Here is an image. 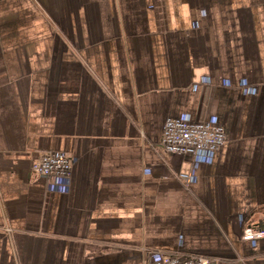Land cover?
I'll return each mask as SVG.
<instances>
[{
  "label": "crops",
  "instance_id": "1",
  "mask_svg": "<svg viewBox=\"0 0 264 264\" xmlns=\"http://www.w3.org/2000/svg\"><path fill=\"white\" fill-rule=\"evenodd\" d=\"M168 118L225 143L165 153ZM49 152L67 180L30 169ZM249 227L264 231V0H0V264H264Z\"/></svg>",
  "mask_w": 264,
  "mask_h": 264
},
{
  "label": "built area",
  "instance_id": "2",
  "mask_svg": "<svg viewBox=\"0 0 264 264\" xmlns=\"http://www.w3.org/2000/svg\"><path fill=\"white\" fill-rule=\"evenodd\" d=\"M161 147L165 153L194 157L199 152H215L225 143L223 128L212 122L185 121L168 118L163 123ZM72 160L58 152H49L35 162L30 169L37 176L64 180L69 177ZM192 171L180 172L174 176L188 186ZM242 241H258L264 239L263 230L246 228L240 237ZM158 261L153 264H218L216 259L203 256H189L161 252Z\"/></svg>",
  "mask_w": 264,
  "mask_h": 264
}]
</instances>
